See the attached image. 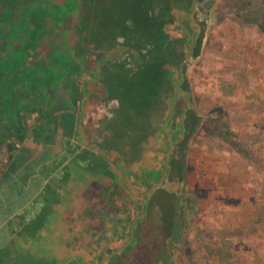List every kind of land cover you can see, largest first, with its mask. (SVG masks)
<instances>
[{"label":"crops","instance_id":"0c3cea01","mask_svg":"<svg viewBox=\"0 0 264 264\" xmlns=\"http://www.w3.org/2000/svg\"><path fill=\"white\" fill-rule=\"evenodd\" d=\"M54 1L0 0V264L116 260L148 237L142 224L175 176L166 165L178 160L173 107L126 116L133 57L94 41L87 58L27 57L41 36L63 46Z\"/></svg>","mask_w":264,"mask_h":264},{"label":"rangeland","instance_id":"374dc122","mask_svg":"<svg viewBox=\"0 0 264 264\" xmlns=\"http://www.w3.org/2000/svg\"><path fill=\"white\" fill-rule=\"evenodd\" d=\"M27 2L34 0H19L18 3L23 7ZM213 2L214 7L210 8V11L215 17L208 20V28L205 26L207 30L199 58L186 64L189 92L180 90L183 79L178 78L177 75L182 74L181 69L174 71L173 84L170 80V87L174 85L175 91L181 96L178 101L175 100L167 106V113L173 107L169 122L172 118L174 122H179L180 130L175 141L177 148L174 149V155L179 163L183 161L185 175L183 171L177 172L175 168V176L171 177L173 183L170 182L168 185L170 189L165 185L167 193L171 196L168 197L164 192L157 195L159 208L154 217L152 214L148 227L149 229L152 226V230L148 232V237L144 236L141 246L136 242L133 248H128L122 256L109 261L108 264H264V211L260 210L264 209V168L259 171V177L249 178L248 190H242V193L235 198L236 194L233 193L235 186H230L233 182L226 184L229 174L224 159L232 150L220 138V135L229 130L242 140L240 137L245 136L243 130L246 129L248 132L245 133L260 136V142L264 141L260 127L262 120L264 121V33L261 34L253 25L242 24L235 15L236 11L226 10L235 6L236 2L228 0V7H224L226 1L213 0ZM53 4L54 9L61 12V16L65 12L60 22L64 30L63 46L59 43L58 35L41 36L35 50L28 49L27 57L42 58L49 54L76 60L87 58L88 55L90 57L86 50L87 42L81 39L85 36L83 20L90 16L87 11L90 7L89 0H55ZM42 9H46V4ZM229 13L234 14L229 15ZM45 21V18L42 19V22L49 26L58 25L53 21L47 23ZM188 25L193 31L190 34L185 32V41L192 45L197 24L190 17ZM164 30L172 32L174 36H181L183 31L181 27H174L172 30L170 27H165ZM55 36L58 38L57 47L52 49L51 38ZM93 38L105 40V37ZM12 56L14 54L9 57ZM136 61L138 65L139 60ZM149 64L147 63L146 66ZM157 77L155 72L141 70L140 66L133 75L125 77L127 82L123 84L134 88L126 97L127 105L131 107L126 111L128 118L144 120L150 112L154 113V109L164 106L161 91L156 89L158 85H165L167 88L165 84L167 78L157 81ZM152 85L155 89L151 88ZM165 91L167 92L166 89ZM181 104L187 109L193 108L201 122L185 144L188 146L186 148L182 145L185 140L184 126L188 123L190 128H194L198 119L195 120L191 113L188 117L183 113L181 117V114H178ZM172 126L173 124L170 125L171 128ZM208 128L214 131L216 137L208 136ZM196 136L199 138L196 147L193 148L192 144ZM184 148L186 153L182 152ZM250 149L254 150L252 146ZM262 149L264 155V147ZM138 152L140 149L137 147ZM252 155L254 164L257 159L253 152ZM168 164L169 161L166 164L167 169ZM178 174L182 176L181 182L177 178ZM205 174L220 180V191L217 188L212 189ZM184 176L185 181H183ZM241 179L247 181L245 176ZM181 187L182 197L179 195ZM198 188H202L203 192H197ZM205 190L208 194L203 197ZM220 197L222 201H218ZM168 198H171V201L167 200ZM165 207L171 211L163 209ZM210 207L218 218L207 216L206 210ZM170 212L175 217V226L168 227L169 220H172V216L168 214ZM261 212L263 215L259 216ZM256 218L260 221L257 228L252 226ZM166 221L167 225L164 226ZM142 226L144 227V223ZM179 227L180 236L177 237L175 231ZM230 227L240 229L241 235H245L244 240L237 232L230 235L233 230L229 231V235L222 232L223 229ZM222 237L227 243H231V247L222 248L216 242L215 244L219 246L209 252L204 243L210 240L220 242Z\"/></svg>","mask_w":264,"mask_h":264},{"label":"trees","instance_id":"16d2710c","mask_svg":"<svg viewBox=\"0 0 264 264\" xmlns=\"http://www.w3.org/2000/svg\"><path fill=\"white\" fill-rule=\"evenodd\" d=\"M210 1L211 0H89L90 7L87 8V11L89 12L90 16L88 18H84L83 20L85 25V36L81 39L86 42L94 41L98 45L105 46L108 51H113L114 48L119 47L120 49H122V52H124L125 58L131 60L133 57L135 67L140 66L141 70L145 69L150 72H155L158 76L157 81H162V78L165 75L167 81L166 83H162H165L167 85V88L165 85H158L159 87L156 90L161 91L160 94L162 95V100H164V106H168L170 105V103H174L175 100L178 101L180 96H178V92L175 91L174 85L170 87L171 79L170 77L168 78L167 75H171V73L174 74L175 70L181 69L182 74L177 75L178 78L183 79L180 90L189 92V86L186 78V64H190L194 60H198L201 53L203 40L205 38V30L207 29L205 26H207L208 20L212 18L210 17L212 15V12H210L208 9L211 8L213 0L211 2ZM223 1H226L224 7H228V0ZM229 1L236 2V5L227 8L226 10L236 11L237 13L235 15L242 22V24L253 25L261 34L264 33V1ZM17 2H19V0H13L14 5H16ZM205 6L208 7H206L205 9ZM2 14L3 12H1V15ZM232 14L229 13V15ZM190 17L192 18V20L194 19L197 24L196 38L193 40V44L191 46H189V44H187V42L185 41V32L190 34L191 31H193L188 25V20L190 19ZM165 27H170L171 30L174 27H181V30L184 28V33L179 37L174 36L173 34H171L172 32L165 31ZM93 34H99L101 36H92ZM89 36L92 37L90 38ZM93 37H105V40L102 41ZM119 39H123V41L119 42ZM186 58H189V61H186L185 63L184 61L186 60ZM136 60H139L138 65ZM147 63L150 64L146 66ZM133 72L135 73V68L127 69L125 77H127V75H133ZM124 87L126 93L125 96L128 97V93L130 91H133L134 88L127 86L126 84L124 85ZM151 88L155 89L154 85H152ZM165 89L167 90V92L165 91ZM161 102L159 105H161ZM164 106L159 107H162V110ZM184 106L185 105L181 104L180 108L184 109ZM188 109L189 110L184 112L187 114V117L188 114L191 113V115L193 114V116L195 117V120L198 119V122L196 123L194 128H190L191 126L188 123L185 124V135H183L185 140L183 138L181 140H184V143H182L183 146L188 142L190 136L195 133L197 126H200L201 123L200 119L196 116L195 111L191 107ZM178 114H180V112H178ZM187 119H191V117ZM260 127L262 128L261 135L263 136V120ZM245 130L246 129L243 130L245 136L240 137L242 140H240L236 134L229 130H226L224 134L220 135L221 140L227 143L232 150L231 154L226 158L224 157V159L226 162V166H228L226 170L229 174L226 184L231 181L233 182L230 186H235V189L233 190V193L236 194L235 198H237V196L242 193V190H248V188L250 187V184L248 182L249 178L251 176L259 177V171L264 168V155L262 149L264 147V141L260 142V136L248 135L247 133H245L248 131ZM208 132V136L211 135L209 137H216V134L212 129L208 128ZM196 137L193 140V148L196 147V143L199 138ZM249 139H254V141H248ZM250 146H252V149L254 148V150H251ZM252 152L253 154H255V157L257 159L256 163L254 162V164V157L252 155ZM249 163H251V165ZM175 168L177 169V172H181L184 170L181 164H177ZM205 176L208 177L212 189L215 190L217 188L218 191H220V180L213 179L209 177L208 174H205ZM244 176L246 177L247 181H243L241 179ZM177 178L180 182L182 181L181 175L178 174ZM170 182H172V179H168L166 186H168ZM180 184L181 183H179V185ZM180 189L181 188H179V190ZM179 190L177 191L179 192ZM197 192H203L202 188H198ZM207 194L208 191L205 190L203 197L207 196ZM222 197L226 198L225 196ZM218 201H222L221 197ZM251 207L252 204L250 205V208ZM252 209H254V207ZM260 210L262 212L264 211L263 208H261ZM168 214L172 216V220H169V227L175 224V217L173 216L172 212ZM206 214L207 216L218 218V215L214 212L212 207L206 210ZM262 215L263 213L259 216ZM259 222V219L257 220L256 218L252 226L257 228ZM147 228V226L143 227L142 231H147ZM179 229L180 227L175 231L177 237L180 236ZM230 230H233L230 235L233 232H237L240 234L242 240H244L245 235H241L240 229H234L233 227H230L227 229H223L222 232L229 235ZM208 240H210V238H208ZM216 242L222 248H225L226 246L231 247V243H227V240L223 239V237L220 239V242L210 240L208 242H205L204 245L207 246V249L210 252V250L219 246L218 244H215ZM139 244L141 245L142 242H140ZM209 254L211 256V253ZM206 259H208L207 256Z\"/></svg>","mask_w":264,"mask_h":264},{"label":"flooded vegetation","instance_id":"af4514ba","mask_svg":"<svg viewBox=\"0 0 264 264\" xmlns=\"http://www.w3.org/2000/svg\"><path fill=\"white\" fill-rule=\"evenodd\" d=\"M7 1H9V0H7ZM212 1V0H211ZM210 1V2H211ZM206 7H208V6H205V9H206ZM214 7V2L212 1V6H211V8H213ZM209 11H210V9H208ZM211 12V11H210ZM207 28H208V23H207ZM184 29V28H183ZM207 30V29H206ZM205 30V31H206ZM184 32L182 31V34H183ZM195 38H196V33H195ZM179 37V36H178ZM194 38V39H195ZM189 46H191V45H189ZM187 59V58H186ZM137 71V69L135 70V72ZM178 94V93H177ZM178 96H180L179 94H178ZM181 97V96H180ZM177 101V100H176ZM175 102V101H174ZM181 107V106H180ZM193 109V108H192ZM188 109H187V107H185L184 109L183 108H180V110H178V112H180V114H181V117H183V113L185 112V111H187ZM187 147V145H185V148ZM183 149L182 150V152L183 153H186V149ZM171 163H169V170L171 171V172H173V170H175V167H176V165L177 164H181V165H183V161L182 162H180L179 163V161L178 160H172V161H170ZM173 163V164H172ZM185 164V163H184ZM173 165V166H172ZM184 166V165H183ZM182 166V167H183ZM184 168V170H183V175H185V167H183ZM183 181H185V176H184V178H183ZM182 187H181V189H180V192H179V195H181V197H182ZM168 197H170L171 196V194H168V193H165ZM167 200H169V201H171V198H168ZM165 210H168L166 207L164 208ZM168 221V220H167ZM167 221L164 223V226H166L167 225Z\"/></svg>","mask_w":264,"mask_h":264}]
</instances>
